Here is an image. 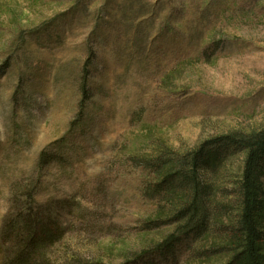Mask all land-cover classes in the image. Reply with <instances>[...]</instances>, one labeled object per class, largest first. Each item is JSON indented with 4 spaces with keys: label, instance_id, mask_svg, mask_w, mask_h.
<instances>
[{
    "label": "rangeland",
    "instance_id": "obj_1",
    "mask_svg": "<svg viewBox=\"0 0 264 264\" xmlns=\"http://www.w3.org/2000/svg\"><path fill=\"white\" fill-rule=\"evenodd\" d=\"M263 127L264 0H0V264L43 206L54 264H228L246 153L207 144ZM208 149V230L181 237Z\"/></svg>",
    "mask_w": 264,
    "mask_h": 264
},
{
    "label": "trees",
    "instance_id": "obj_2",
    "mask_svg": "<svg viewBox=\"0 0 264 264\" xmlns=\"http://www.w3.org/2000/svg\"><path fill=\"white\" fill-rule=\"evenodd\" d=\"M207 145L226 146L246 153L240 184L241 214L238 224L233 230L230 229L228 236L227 249L234 253L228 264H264V231L261 225L264 214V127L251 134L235 133L220 137ZM216 160L217 154H214L212 149L202 153L199 151L193 158L192 175L186 171L179 174L182 186H192L193 199L188 208L181 211L177 217V221L184 222L179 228L181 237H200L208 230V208L196 173L203 164L214 165ZM166 185L171 190L177 188L174 182L166 181L159 187ZM207 194L208 192L205 193ZM28 198L30 203H34L32 193L28 194ZM47 212L49 210L44 206L38 212L31 209L27 214L22 210L15 212L14 217L24 222L20 228L13 218L6 220L1 234L2 243L7 245L5 264H54L48 258V250L63 240L66 229L57 221L54 222ZM181 237H170L162 249H173Z\"/></svg>",
    "mask_w": 264,
    "mask_h": 264
}]
</instances>
